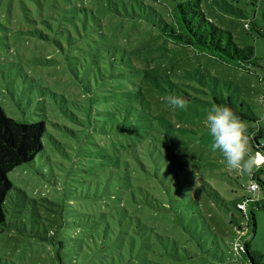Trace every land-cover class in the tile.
Here are the masks:
<instances>
[{
    "label": "rangeland",
    "instance_id": "rangeland-1",
    "mask_svg": "<svg viewBox=\"0 0 264 264\" xmlns=\"http://www.w3.org/2000/svg\"><path fill=\"white\" fill-rule=\"evenodd\" d=\"M113 1L139 12L134 0ZM113 1L0 0V105L47 126L44 152L9 174L0 264H246L234 250L249 232L264 256V209L255 211V233L235 226H247L235 205L253 196L251 174L261 170L264 181V149L249 130L257 163L232 169L211 150L205 123L213 104L231 103L248 129L264 128V0H203L240 46H254L259 60L249 71L165 42L153 9L143 18L102 15L96 5ZM141 1L170 10V0ZM82 2L96 19L76 10ZM110 41L149 74L145 104L125 125L109 113L113 78L104 84L98 64ZM150 76L161 82L157 94ZM169 94L186 98L187 110L171 108Z\"/></svg>",
    "mask_w": 264,
    "mask_h": 264
},
{
    "label": "trees",
    "instance_id": "trees-1",
    "mask_svg": "<svg viewBox=\"0 0 264 264\" xmlns=\"http://www.w3.org/2000/svg\"><path fill=\"white\" fill-rule=\"evenodd\" d=\"M170 1V10L164 14H161L152 6L144 4L141 0H134L139 12L134 10L133 14L129 12L126 4H123L124 11L122 12L119 4L115 1L111 4L96 6L99 7L102 15H108L110 13L109 10H111L119 16L127 17L126 15H128L133 18H143V12H147L148 8L153 9L155 17L159 18L157 27L160 36L165 42L174 43L180 46L181 49H191L197 55H205L223 64L248 71L252 65H256L259 58L256 56L254 46H240L231 31L219 26L208 15L204 9L203 0ZM42 9L46 8L42 7ZM76 10L86 13L90 12L94 19L97 18L94 6L90 8L87 2H82L81 5L77 6ZM46 11L49 14V9H46ZM40 17H44V15H40ZM100 19L99 17V21ZM245 28L252 30V23H246ZM31 33L34 32L32 31ZM35 35L43 40L48 39L44 34ZM105 49L106 52H103L101 56L102 62H98L102 81L104 84L111 83L113 78V85L110 84L105 88V93L116 92V96L108 102L107 106L111 107L109 113L116 117L115 120L120 121L123 119L125 125L130 120V109L145 104L146 94L142 91V84H146L149 74L137 67L133 51L131 56L125 49H122L121 44L110 41L105 46ZM110 66L112 67L111 75L107 71ZM150 77L153 82L149 86H152L151 90L157 94L161 82L155 84L154 80H158V77ZM131 85L133 88L130 90L129 87ZM260 101L264 109V95L260 96ZM94 102L95 100L92 98L91 105H94ZM74 105L78 111L87 110L85 106H80L78 103ZM233 106L236 105L230 103L229 107L241 118L242 116L233 109ZM91 108L93 107L91 106ZM73 117L75 116L73 115ZM249 130L253 133L251 137H253L256 148L259 150L264 149V142L261 141L264 137V128L260 127L256 131L255 129ZM46 133L47 126L45 121L24 122L14 119L8 116L0 105V232L4 231V226L7 225L4 210L7 197L14 188L9 174L23 164L34 162L44 152ZM260 171L258 170L251 174L249 187L253 196L239 199L235 205L247 220L246 227L235 225L237 230L242 233L250 229L255 233L257 227L255 211L256 209H264V181L258 174ZM253 184H257L259 188L255 192L251 190V185ZM260 191L263 192L262 196L259 195ZM249 234L250 232L241 236L238 244L236 243L237 250L235 249L234 251L248 261L246 264H264L263 254L252 250L251 241L246 240Z\"/></svg>",
    "mask_w": 264,
    "mask_h": 264
},
{
    "label": "clouds",
    "instance_id": "clouds-1",
    "mask_svg": "<svg viewBox=\"0 0 264 264\" xmlns=\"http://www.w3.org/2000/svg\"><path fill=\"white\" fill-rule=\"evenodd\" d=\"M163 99L174 110L188 108V100L184 97L169 94ZM205 123L212 137L211 150H219L232 169L251 172L257 158L250 154L246 123L230 107L216 104L207 110Z\"/></svg>",
    "mask_w": 264,
    "mask_h": 264
},
{
    "label": "built area",
    "instance_id": "built-area-1",
    "mask_svg": "<svg viewBox=\"0 0 264 264\" xmlns=\"http://www.w3.org/2000/svg\"><path fill=\"white\" fill-rule=\"evenodd\" d=\"M259 188H258V185L257 184H253V185H251V190L252 191H256V190H258Z\"/></svg>",
    "mask_w": 264,
    "mask_h": 264
}]
</instances>
